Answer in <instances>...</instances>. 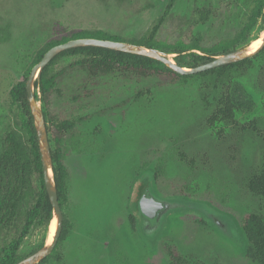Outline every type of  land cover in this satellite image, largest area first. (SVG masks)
Here are the masks:
<instances>
[{
	"label": "rangeland",
	"instance_id": "374dc122",
	"mask_svg": "<svg viewBox=\"0 0 264 264\" xmlns=\"http://www.w3.org/2000/svg\"><path fill=\"white\" fill-rule=\"evenodd\" d=\"M168 1L0 0V143L10 130L27 143L22 108L10 92L27 81L51 41L81 31H103L124 41L138 38L164 16ZM203 7L213 12L206 22L195 23V11ZM253 8L254 0H176L160 36L168 43L231 39ZM263 35L264 6L244 46ZM196 53L170 57L193 67ZM83 58H56L49 75L65 73L48 101L39 100L48 125L73 122L60 139L48 131L51 152L60 153L69 170L61 207L67 232L40 264H259L246 255L249 241L242 219L264 213L263 198L248 187L264 155L263 138L250 128L264 131V49L246 68L222 78L167 72L136 78L120 69L92 75L77 63ZM229 90L235 95V121L214 120ZM138 179L163 196L189 197L231 215L239 227L236 240L194 212H174L152 250L129 220ZM33 182L41 191L38 175ZM51 224L32 228L19 250L23 258L48 242ZM13 235V230L0 231V246Z\"/></svg>",
	"mask_w": 264,
	"mask_h": 264
},
{
	"label": "trees",
	"instance_id": "16d2710c",
	"mask_svg": "<svg viewBox=\"0 0 264 264\" xmlns=\"http://www.w3.org/2000/svg\"><path fill=\"white\" fill-rule=\"evenodd\" d=\"M175 3L176 0H169L164 16L159 18L154 25L148 28L140 37L132 38L127 41L160 49L167 53L182 54L189 50H196L199 52L195 54L196 65L211 61L219 54L227 53L240 45L244 46L247 44L249 32L255 25L264 6V0H254L252 16L248 19L243 28L231 39L208 41L204 38H196L192 42L177 40L168 43L165 39L161 38L160 34L165 21L164 17L171 13ZM212 12L210 7L197 8L194 22H206ZM79 37H96L124 41L117 36L109 35L103 31H81L70 36H65L60 40L51 41L47 47L39 53L34 61V65L42 59L45 52L51 47ZM66 54L84 55V58L77 63L86 67L92 75L120 69L130 73L136 78L162 75L163 72L185 78L195 75L207 76L210 74L222 78L234 70L240 71L246 68L252 59L246 58L194 75H180L164 63L147 56L97 46L74 47L60 52L42 70L39 80L35 82V88L40 92L36 94L39 100L46 103L49 94L56 88L58 82L64 75L65 69L52 75H49L48 70L56 58ZM239 88L241 87L239 86ZM10 96L12 100L22 108L23 122L21 130L27 137V143H24L20 139L18 132L15 130L8 131L0 143V231H14L12 238L0 246V264H15L21 260L23 257L19 252L20 247L32 228L37 224L49 226L53 219V207L45 187L43 163L34 118L30 109L26 90V81L15 84L11 89ZM235 103L234 92L229 90L220 98V108L214 115V120L217 119L216 117H222L234 122L235 114L233 109L235 108ZM44 115L47 129L54 135L55 139H60L64 132L73 126V122L68 119H62L56 125H48V115L45 111ZM250 128L264 140V131L258 129L254 125H251ZM182 156L184 157V155ZM52 157L54 162L53 170L55 183L59 202L62 207L69 189V170L60 153L54 152L52 153ZM34 175H38L42 181L41 191H36L34 189ZM146 187L147 184L140 179L136 180L133 187L131 196L133 212L129 215V220L133 228L137 226L136 205ZM248 187L254 194L261 196L264 200V155L262 166L250 177ZM242 228L249 241V246L246 251L247 257L253 261H257L259 264H264V213L246 214L242 219ZM66 232L67 227L63 226L59 241L65 238ZM57 245L52 254L55 252ZM52 254L43 259L40 263L46 261ZM172 256L176 261L182 260V257L178 253H173ZM172 264H176V262Z\"/></svg>",
	"mask_w": 264,
	"mask_h": 264
},
{
	"label": "water",
	"instance_id": "95a60500",
	"mask_svg": "<svg viewBox=\"0 0 264 264\" xmlns=\"http://www.w3.org/2000/svg\"><path fill=\"white\" fill-rule=\"evenodd\" d=\"M259 39L262 41L258 47L253 48L255 40L247 46L234 49L227 53L219 54L211 61L193 67H185L178 64L170 57V53L160 49L138 45L128 41L101 39L96 37H79L70 39L64 43L51 47L47 52H45L42 59L31 69L29 77L26 81V90L39 141L45 187L53 207L52 221L56 219V225L51 241H48L33 253L22 258L15 264H38L43 259L47 258L54 251L63 229V213L55 183L53 170L54 162L52 159L49 133L44 111L39 105V99L36 95L37 90L35 88V82L36 80H39L42 70L56 55L74 47H104L117 51L147 56L164 63L180 75H192L256 56L264 49V35ZM136 211L139 232L152 250H154L158 240L164 235V230L168 225L167 217L174 212H194L208 223L214 225L221 234L229 237L230 239H233V230L238 227L235 219L229 214L212 212L202 201L189 199L185 196H163L159 194L152 185L147 186L144 189L138 200Z\"/></svg>",
	"mask_w": 264,
	"mask_h": 264
},
{
	"label": "bare ground",
	"instance_id": "6f19581e",
	"mask_svg": "<svg viewBox=\"0 0 264 264\" xmlns=\"http://www.w3.org/2000/svg\"><path fill=\"white\" fill-rule=\"evenodd\" d=\"M261 41H262L261 39L256 40V42L253 43V48L258 47L260 45ZM55 225H56V219H54L52 221L51 228H50V235H49V240L48 241H51L52 238H53Z\"/></svg>",
	"mask_w": 264,
	"mask_h": 264
},
{
	"label": "flooded vegetation",
	"instance_id": "af4514ba",
	"mask_svg": "<svg viewBox=\"0 0 264 264\" xmlns=\"http://www.w3.org/2000/svg\"><path fill=\"white\" fill-rule=\"evenodd\" d=\"M147 186H150V184H148L147 183ZM187 198H189V197H187ZM189 199H191V198H189ZM205 204V203H204ZM206 205V204H205ZM207 206V205H206ZM207 208H209L208 206H207ZM136 209H137V205H136ZM212 212H215V213H225V212H216V211H213L211 208H209ZM227 214V213H226ZM200 219H201V217H200ZM212 225V224H211ZM214 228H215V226L214 225H212ZM216 229V228H215ZM217 230V229H216ZM237 230H239V227H237V228H235L234 230H233V235H232V237H233V241L234 240H236V238H235V234H236V231Z\"/></svg>",
	"mask_w": 264,
	"mask_h": 264
}]
</instances>
